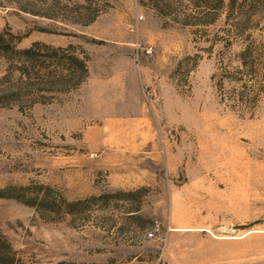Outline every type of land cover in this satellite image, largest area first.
<instances>
[{
  "label": "rangeland",
  "instance_id": "1",
  "mask_svg": "<svg viewBox=\"0 0 264 264\" xmlns=\"http://www.w3.org/2000/svg\"><path fill=\"white\" fill-rule=\"evenodd\" d=\"M223 3L0 0L66 82L0 104V264H264V0Z\"/></svg>",
  "mask_w": 264,
  "mask_h": 264
},
{
  "label": "trees",
  "instance_id": "2",
  "mask_svg": "<svg viewBox=\"0 0 264 264\" xmlns=\"http://www.w3.org/2000/svg\"><path fill=\"white\" fill-rule=\"evenodd\" d=\"M219 3V7L223 6V0H217ZM236 0H231V6L235 5ZM255 4H257L255 2ZM208 9H212L211 6L205 5ZM210 7V8H209ZM214 9V8H213ZM12 37H9L6 33H0V60H4L6 62H13L15 58L21 59V65L15 69L17 72H19L23 78H26V84L25 86L20 90L16 91L13 88H6L0 90V104L1 102H4L14 95L17 94V92H27L31 90H37L40 92V90H44V88L48 85L51 86H65L66 82L61 79V69L62 65L58 61L56 63L51 64L49 67H47L44 63L41 61V59H35L38 54L42 51V49L46 50H52L56 55L63 52V50L60 49H51L48 46L42 45V44H34L32 48L28 50L19 51L17 47L14 45V43L11 41ZM40 58V57H39ZM57 59V56H55ZM76 62V69H75V87H79L81 84L85 82V80L88 77V66L85 60H77ZM34 63V66L30 65ZM47 69H52L49 75H45L44 72ZM31 70L33 71V84L31 82ZM10 74L14 72L13 68H10L9 70ZM10 77V76H8ZM52 78L54 79V83H48L47 79ZM3 80H0V83ZM62 92V90L60 91Z\"/></svg>",
  "mask_w": 264,
  "mask_h": 264
}]
</instances>
